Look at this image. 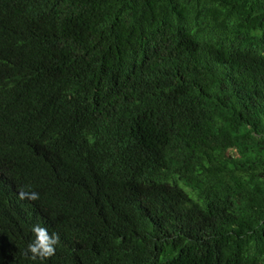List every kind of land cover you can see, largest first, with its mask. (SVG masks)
I'll list each match as a JSON object with an SVG mask.
<instances>
[{
    "label": "trees",
    "instance_id": "trees-1",
    "mask_svg": "<svg viewBox=\"0 0 264 264\" xmlns=\"http://www.w3.org/2000/svg\"><path fill=\"white\" fill-rule=\"evenodd\" d=\"M0 264H264V0H0Z\"/></svg>",
    "mask_w": 264,
    "mask_h": 264
},
{
    "label": "clouds",
    "instance_id": "clouds-1",
    "mask_svg": "<svg viewBox=\"0 0 264 264\" xmlns=\"http://www.w3.org/2000/svg\"><path fill=\"white\" fill-rule=\"evenodd\" d=\"M19 197L20 199L35 201L39 199V194L34 191H20ZM32 232L35 239L28 245L27 249L31 253V258L45 260L53 256L55 254V245L59 243V235L56 233L50 235L47 228L39 225H34Z\"/></svg>",
    "mask_w": 264,
    "mask_h": 264
}]
</instances>
